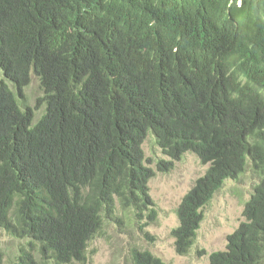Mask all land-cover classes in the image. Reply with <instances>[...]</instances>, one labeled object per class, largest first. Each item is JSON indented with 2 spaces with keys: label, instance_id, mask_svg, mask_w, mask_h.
I'll list each match as a JSON object with an SVG mask.
<instances>
[{
  "label": "trees",
  "instance_id": "obj_1",
  "mask_svg": "<svg viewBox=\"0 0 264 264\" xmlns=\"http://www.w3.org/2000/svg\"><path fill=\"white\" fill-rule=\"evenodd\" d=\"M0 75V228L43 260L85 264L121 215L148 235L151 132L171 162L210 165L177 209L175 252H190L204 208L250 166L261 180L245 220L209 264H264V0H0Z\"/></svg>",
  "mask_w": 264,
  "mask_h": 264
},
{
  "label": "rangeland",
  "instance_id": "obj_2",
  "mask_svg": "<svg viewBox=\"0 0 264 264\" xmlns=\"http://www.w3.org/2000/svg\"><path fill=\"white\" fill-rule=\"evenodd\" d=\"M24 92L27 104L35 109V124L45 109L41 104L37 107V100L43 93L34 75ZM142 147L146 165L155 171L148 186L154 201L156 220L145 228L148 235L134 226L133 214L121 215L120 224L106 223L103 231L89 243L85 264H133L135 250L149 251L165 264H209L210 254L225 251L227 237L245 220V202L260 182V175L247 166L238 180L224 183L203 210V221L192 249L181 256L175 252L172 237V230L179 226L177 209L183 197L205 175L210 165H202L194 153H186L180 160L171 162L156 145L151 132ZM161 160L172 163L170 170L159 171L157 164ZM0 251L3 264H53L42 259L38 244L30 239L12 237L1 228Z\"/></svg>",
  "mask_w": 264,
  "mask_h": 264
},
{
  "label": "clouds",
  "instance_id": "obj_3",
  "mask_svg": "<svg viewBox=\"0 0 264 264\" xmlns=\"http://www.w3.org/2000/svg\"><path fill=\"white\" fill-rule=\"evenodd\" d=\"M238 1L239 0H237V7H240L242 5L243 0H240L239 5H238ZM180 36H181L180 31L178 33H175L173 35V37H172L173 38V41L172 42L175 44L178 41V39L180 38ZM173 51H176V48L173 49Z\"/></svg>",
  "mask_w": 264,
  "mask_h": 264
}]
</instances>
